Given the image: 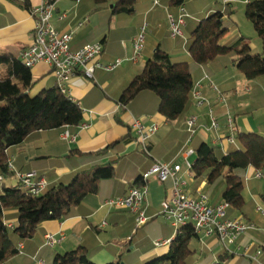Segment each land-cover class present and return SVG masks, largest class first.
I'll return each mask as SVG.
<instances>
[{"label":"crops","instance_id":"1","mask_svg":"<svg viewBox=\"0 0 264 264\" xmlns=\"http://www.w3.org/2000/svg\"><path fill=\"white\" fill-rule=\"evenodd\" d=\"M42 1L26 0L29 6V10H26L22 0H0V51L11 53L17 58L20 57V53L31 43L34 36V20L30 11L39 7ZM116 1L107 0L106 4L86 15L88 22L78 28L77 23L83 18L76 20L77 0H51L54 6L51 22L56 28L72 32L74 42L77 35L85 31L83 39L86 44L103 43L104 52L99 58L100 63H110L116 59H122L123 62L112 73L95 71V80L93 81L76 76L66 83L70 99L82 109L83 113V122L73 133L68 130L62 132L44 131L40 133L38 139L9 149L8 154L13 158V167L17 173L36 171L48 182L57 181L86 167L106 164L117 157L128 160L124 165L123 173L121 172L118 178L100 181L98 193L86 197L64 220L41 224L35 236L22 243L21 252L6 264H44V261L51 260L53 256L63 255L78 247L87 250L94 264H108L118 258L121 259L122 264H143L152 256L168 252L169 246L159 248H168L162 253H158L159 249L152 247V242L155 239H164L168 237L167 235L159 233L155 228L148 227L144 231L136 233L137 239H135L136 235L130 239L134 230V226L132 227L133 216L126 210L109 209L104 203L111 198L127 196L133 181L129 178L134 176L136 170L141 173L143 166L147 163V160L142 161L140 157H131L141 155V150H144L135 132L131 130L133 121L139 119L145 126L152 123H156L158 126L157 132L144 147L156 146L172 128H175L173 123L165 122L160 115L154 112L156 101L150 95H142L132 103L131 108L122 106L119 103V98L137 70L142 68L152 56L155 48L159 47L160 50L168 54L178 51L181 38L172 39L168 36V15L177 18L180 15V9L173 7L170 4L171 0H157V4H154V0H137L136 7L142 12L120 18L111 13ZM238 5H243L245 8L246 3L244 0H186L183 7L187 16L184 17V25L181 27L182 38H186L190 34L197 20L200 21L210 12L228 6L233 11L230 18L235 25L222 40L225 41L224 43L242 42L241 39L245 34L233 19L236 16V6ZM60 12L67 15V19L62 23H58L56 20ZM142 22L148 29L147 41L140 59L133 64L126 59L132 56L133 35ZM247 31H249V27ZM250 48L251 51L254 49L253 46ZM236 71L232 65L220 70H215L210 65L191 66L194 83L206 73L210 80L218 86L222 97L226 100L227 108L218 103V96L210 90L208 83L204 82L203 94L215 107L222 136L225 133L224 120L227 110L233 118V125H236L238 119V128L245 131L235 132L233 130L234 136L237 133H253L264 137V80L249 82L250 87L246 88L247 94L238 97L234 93L236 83L241 81L242 77L237 75ZM31 74L35 81V85L30 91L32 97L42 90L52 87L55 83L50 67L44 62H39L32 67ZM218 112L220 113L218 114ZM254 114L261 117L262 121L255 122ZM189 116L198 118V127L194 136L213 145V139L217 135L206 130L209 124L207 107L199 109L193 102ZM248 116L253 117L249 118ZM65 131H68L74 139L65 138L63 136ZM159 134L161 135L159 136ZM118 141H120L119 145L97 154ZM216 146L224 151L229 145L225 141H221ZM182 152H178L170 161H159L178 164V160L183 161L180 156ZM261 173L262 178L257 179L254 176L255 170L247 169L243 180L242 197L246 203H254L257 209L264 211V173ZM180 177L185 183L184 191L193 196H197L199 193L203 195L204 182L193 192L192 176L188 177L180 173ZM186 179L192 180L191 187H188ZM18 184L17 177L13 174L12 177L3 179L0 183V193L2 187H15ZM171 185L170 181L161 183L155 177L148 180V193L144 200L146 214L150 218L147 224L161 216L159 215L160 205L169 197ZM208 203L212 205L209 200ZM162 218L164 217L162 216ZM231 218L242 219L239 216ZM252 224V230L264 233V215L262 213L253 215ZM46 235H54L57 240L52 248L44 246ZM206 242L208 246L201 248L199 240L197 241L195 247L197 256L194 255L196 259L205 251L211 253L215 258L216 253L223 250L219 244L218 247L213 248V245L217 244L214 239H206ZM252 244H254L252 241L248 244L238 242V247L240 250L249 247L250 252L254 253L256 250L252 251ZM238 247H233V250L236 251L235 255L247 258L237 251ZM258 262L264 264L262 253Z\"/></svg>","mask_w":264,"mask_h":264},{"label":"trees","instance_id":"2","mask_svg":"<svg viewBox=\"0 0 264 264\" xmlns=\"http://www.w3.org/2000/svg\"><path fill=\"white\" fill-rule=\"evenodd\" d=\"M22 2L23 7L29 10L26 0ZM77 2L76 20H80L106 4L107 0ZM185 2L186 0H171L170 4L180 9ZM136 4L137 0H117L111 13L120 18L130 17L142 12L137 9ZM232 14L233 11L224 6L210 12L200 21L197 20L190 34L179 40V49L174 53L168 54L159 47L155 48L152 56L137 70L123 90L119 103L131 108L132 103L142 95H150L156 101L154 112L175 127L156 146L148 145L141 150V155L131 156L147 160L141 173L136 170L135 174L132 173L134 176L129 178L133 180L131 189L144 185L141 175L154 163L160 162L159 160L170 161L178 152L190 148L195 159L190 169L194 181L192 191L204 182L203 195L212 205L226 203L229 205V217L239 216L253 225V215L259 212L254 203L244 201L243 180L248 168L264 173V137L253 133H237L235 144L223 151L219 146L194 136L184 147L190 137L185 130V121L193 105L192 65H210L215 70L232 65L247 81L264 80L263 54H252L250 46L243 42L219 44L235 25L230 18ZM244 16L251 23L257 38L264 44V0H249L244 8ZM142 26L143 22L137 27L133 38ZM145 34L147 38V28ZM168 36L170 37L169 32ZM84 37L85 31L80 32L75 42L72 40L71 49L77 50L85 46ZM100 44L103 46V43ZM34 85L31 69L11 53L0 51V183L13 176L7 166L9 149L38 139L44 131L68 130L73 133L83 122L82 109L60 93L55 83L32 97L30 91ZM119 144L120 141L97 154ZM127 161L117 157L106 164L77 170L57 181L48 182L47 188L39 196L31 195L20 184L2 187L0 264H6L16 257L22 249L19 245L31 240L41 224L64 220L86 197L98 193L100 181L118 178ZM193 241H198L193 226H182L177 229L167 253L152 256L143 264H257L224 250L216 253L215 258L205 251L196 259V249L191 247ZM250 241L254 242L252 251L259 250L264 257V233L250 229L238 239L242 244ZM216 247L218 244L213 245V248ZM121 263L118 258L108 264ZM44 264L94 263L87 250L78 247L63 255L57 254L51 260L44 261Z\"/></svg>","mask_w":264,"mask_h":264},{"label":"built area","instance_id":"3","mask_svg":"<svg viewBox=\"0 0 264 264\" xmlns=\"http://www.w3.org/2000/svg\"><path fill=\"white\" fill-rule=\"evenodd\" d=\"M244 2L248 3L249 0H244ZM157 3L158 1L154 0V4ZM53 13L54 6L51 0H43L39 7L31 9L30 14L34 20V36L31 43L20 53L19 59L30 69L39 62L46 63L50 67V72L57 89L60 93L70 98L66 83L71 78L81 76L93 81L95 80V71L100 70L112 73L122 65L123 60L116 59L110 63H100L99 58L104 52L103 46L100 43L86 44L80 49L72 50V32L61 31L56 28L51 22ZM185 16L187 15L185 14L184 7L180 8V15L177 18L168 15L169 34L172 39L182 38L181 27L184 25ZM66 19L67 15L63 12L58 13L56 17L58 23H62ZM87 22L88 18L84 17L77 23V27L79 28ZM145 32L146 25H143L132 39V56L126 59L130 63H137L142 55L146 42ZM204 82H207L210 90L218 96V103L227 108L226 100L222 97L218 86L210 80L206 73L202 75L199 81L193 84L192 96L194 105L199 109L207 107L209 124L206 130L217 135L213 139V145H219L221 141H225L228 145H233L235 144L233 118L226 110L224 120L225 133L222 136L214 106L203 94ZM185 126L186 131L190 135L188 142L185 144L186 146L195 135L198 127V118L196 116H189L185 121ZM131 130L135 132L139 143L145 148V144L157 132L158 126L156 123L145 126L139 119H136L131 125ZM63 136L74 139L73 136L69 135L68 131H65ZM193 155L194 152L190 148L182 152L180 156L183 158V167L174 162L161 161L154 163L141 175L143 186L130 189L127 196L108 199L104 205L109 209L128 211L134 218L133 233H135L150 220L146 214V205L144 203L148 193V180L155 177L161 183L170 181L172 184L170 195L161 203L159 215L171 222V227L175 228V232L169 238L153 241V249L169 246L177 229L191 224L198 236L201 248L208 246L206 239H214L224 251L235 254L236 251L233 250V247H238V239L246 231L252 229V225L242 219L229 217L228 204L211 205L208 203L207 198L200 193L197 196H193L184 191L183 187L185 183L181 180L180 173L191 177L190 169L193 163L189 159ZM7 166L8 170L17 177L22 189L28 191L33 196L41 195L49 184L36 171L17 173L13 167V158L11 156L7 158ZM254 176L260 179L263 175L260 171H255ZM1 180L2 178L0 177ZM257 211L264 215V211L261 209H257ZM56 243L57 240L54 235L45 236V247L52 248ZM19 247L22 248V245L20 244ZM250 250L249 247H244L242 250H240V247L237 248V251L241 252L245 257L259 263L258 260L261 252L256 250L254 253H251Z\"/></svg>","mask_w":264,"mask_h":264},{"label":"rangeland","instance_id":"4","mask_svg":"<svg viewBox=\"0 0 264 264\" xmlns=\"http://www.w3.org/2000/svg\"><path fill=\"white\" fill-rule=\"evenodd\" d=\"M244 6L243 5H238L236 6V16L233 18L234 21L238 24V26L240 27L241 31L245 34L244 38L241 39L243 43L248 44L250 46H253L254 49L252 50V54H263L264 55V44H262L260 42V40L257 38L256 33L251 25V23L245 18L244 16ZM249 27V31H247V28ZM225 41L224 40H220L219 44H223ZM237 75H240V77H242L241 81H237L236 83V91H235V95H237L238 97H243L247 94L246 92V88L250 87V84L248 85L249 82L251 81H247L242 74H240L239 72H237ZM262 115V114H260ZM249 118H252L253 116H248ZM253 120L255 122H259L262 121L261 117H258L254 114V118ZM238 121V119H237ZM236 121V125H233V130L235 132H245L243 129L238 128L239 124ZM161 134H159L160 136ZM190 162L192 163L194 161V156L191 157ZM178 164L181 165L183 167V161L178 160ZM188 182V187L192 186V180L191 179H186ZM148 227H152L155 228L159 233H164V235H168L167 238L170 237V235H172L175 232V228L171 227V222L170 221H166L164 218H162V216H159L157 219H155L154 221H150L148 224H146L145 226L141 227L140 229H138L135 233H133L130 236V239L132 237H134L136 235V233L139 231H144L146 228ZM161 236V235H160ZM160 238V237H159ZM137 239V235L136 238ZM156 240V239H155ZM197 246V241H193L191 243V247H196ZM168 248H163V249H159L158 253H162L164 251H166ZM197 256V254H196Z\"/></svg>","mask_w":264,"mask_h":264},{"label":"water","instance_id":"5","mask_svg":"<svg viewBox=\"0 0 264 264\" xmlns=\"http://www.w3.org/2000/svg\"><path fill=\"white\" fill-rule=\"evenodd\" d=\"M122 264V263H121Z\"/></svg>","mask_w":264,"mask_h":264}]
</instances>
